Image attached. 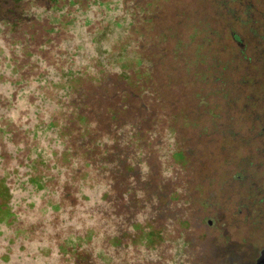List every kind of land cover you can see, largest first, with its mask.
<instances>
[{
	"label": "rangeland",
	"instance_id": "rangeland-1",
	"mask_svg": "<svg viewBox=\"0 0 264 264\" xmlns=\"http://www.w3.org/2000/svg\"><path fill=\"white\" fill-rule=\"evenodd\" d=\"M236 13L0 0V264L218 263L187 219V157L235 132L218 118Z\"/></svg>",
	"mask_w": 264,
	"mask_h": 264
},
{
	"label": "flooded vegetation",
	"instance_id": "flooded-vegetation-1",
	"mask_svg": "<svg viewBox=\"0 0 264 264\" xmlns=\"http://www.w3.org/2000/svg\"><path fill=\"white\" fill-rule=\"evenodd\" d=\"M226 1L237 10L226 24L236 53L219 78L235 94L218 121L235 132L187 157L186 214L212 238L217 264H264V0Z\"/></svg>",
	"mask_w": 264,
	"mask_h": 264
},
{
	"label": "trees",
	"instance_id": "trees-1",
	"mask_svg": "<svg viewBox=\"0 0 264 264\" xmlns=\"http://www.w3.org/2000/svg\"><path fill=\"white\" fill-rule=\"evenodd\" d=\"M15 1V0H14ZM102 4V3H101Z\"/></svg>",
	"mask_w": 264,
	"mask_h": 264
}]
</instances>
